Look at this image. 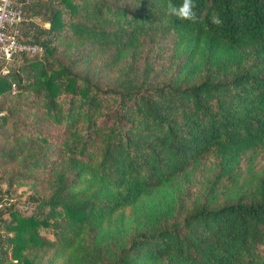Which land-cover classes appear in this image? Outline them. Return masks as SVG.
Returning a JSON list of instances; mask_svg holds the SVG:
<instances>
[{
	"label": "trees",
	"instance_id": "16d2710c",
	"mask_svg": "<svg viewBox=\"0 0 264 264\" xmlns=\"http://www.w3.org/2000/svg\"><path fill=\"white\" fill-rule=\"evenodd\" d=\"M16 1L48 27L0 71V208L35 201L0 264H264V0Z\"/></svg>",
	"mask_w": 264,
	"mask_h": 264
},
{
	"label": "built area",
	"instance_id": "2783aa9c",
	"mask_svg": "<svg viewBox=\"0 0 264 264\" xmlns=\"http://www.w3.org/2000/svg\"><path fill=\"white\" fill-rule=\"evenodd\" d=\"M22 5L16 0H0V71L6 72L5 64L15 56L30 55L41 57V45L23 40L19 26L25 20ZM15 85L12 84V90Z\"/></svg>",
	"mask_w": 264,
	"mask_h": 264
},
{
	"label": "rangeland",
	"instance_id": "374dc122",
	"mask_svg": "<svg viewBox=\"0 0 264 264\" xmlns=\"http://www.w3.org/2000/svg\"><path fill=\"white\" fill-rule=\"evenodd\" d=\"M30 4H32V7L36 10L42 11V9L38 8V5H36L37 1H47V0H28ZM26 16H32L31 10L28 8V4L24 5L23 8ZM26 19L20 24L19 31L23 37L32 38L36 35H40L43 32V29L48 27V23L43 18H37V17H25ZM30 56V55H28ZM26 56V57H28ZM38 57V56H37ZM25 63V57L23 56H15L13 59L7 61L5 64L6 71L15 68L20 64ZM1 68V67H0ZM15 89V88H14ZM14 92V90H12ZM2 189H4L5 184L1 185ZM31 189L29 183L25 182V184H17L16 186L12 187L10 194H8V199H4L1 203V205H5L4 208H0V220H8L9 214L7 212V209L13 206L18 212L22 214H29L32 211L33 205L35 204V201L32 199L31 196ZM8 203H11V206H7ZM6 209V210H5ZM48 237H52L49 233H47Z\"/></svg>",
	"mask_w": 264,
	"mask_h": 264
},
{
	"label": "clouds",
	"instance_id": "9594fccd",
	"mask_svg": "<svg viewBox=\"0 0 264 264\" xmlns=\"http://www.w3.org/2000/svg\"><path fill=\"white\" fill-rule=\"evenodd\" d=\"M196 5L193 0H182V3L176 5L172 0H167L166 9L170 17H175L179 20H187L195 23L198 20L197 13L194 10ZM212 22L219 26L222 21L217 15H213Z\"/></svg>",
	"mask_w": 264,
	"mask_h": 264
}]
</instances>
